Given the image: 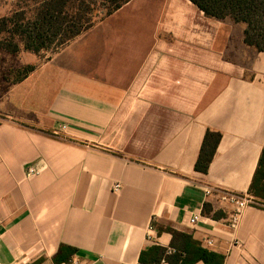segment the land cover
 Instances as JSON below:
<instances>
[{
	"label": "crops",
	"instance_id": "0c3cea01",
	"mask_svg": "<svg viewBox=\"0 0 264 264\" xmlns=\"http://www.w3.org/2000/svg\"><path fill=\"white\" fill-rule=\"evenodd\" d=\"M139 1L115 13L119 29L105 31L113 14L41 65L0 48V264L160 263L174 252L168 228L224 264H264V209L248 207L234 230L233 205L207 193L249 194L264 53L245 43V25L232 37L190 0H143L159 26L131 32L147 23L121 15ZM208 130L222 140L202 174Z\"/></svg>",
	"mask_w": 264,
	"mask_h": 264
},
{
	"label": "trees",
	"instance_id": "16d2710c",
	"mask_svg": "<svg viewBox=\"0 0 264 264\" xmlns=\"http://www.w3.org/2000/svg\"><path fill=\"white\" fill-rule=\"evenodd\" d=\"M132 0H15L14 9L0 18V48L12 54L21 50L41 56L44 52L59 53L71 42L95 25L118 12ZM207 17L232 19L245 25V43L264 53V0H190ZM36 70L30 65L19 71L21 79ZM222 140L220 132L208 130L195 170L207 174ZM249 195L264 202V148L255 172ZM205 205L204 213H212ZM216 217V215L214 216ZM168 230L174 235V252L165 260L168 264H224L225 258L204 249L190 236ZM176 237H181L178 243ZM66 249L61 246V251ZM69 260L77 251L67 247ZM168 251L166 250V253ZM161 263V262H160ZM154 263V264H160ZM144 264V263H140Z\"/></svg>",
	"mask_w": 264,
	"mask_h": 264
},
{
	"label": "rangeland",
	"instance_id": "374dc122",
	"mask_svg": "<svg viewBox=\"0 0 264 264\" xmlns=\"http://www.w3.org/2000/svg\"><path fill=\"white\" fill-rule=\"evenodd\" d=\"M143 0L139 1L137 4L132 5L131 7H129L126 11H124L121 15V18L124 20H128V19H141L143 21H145L147 23V25L142 24V23H132L131 25H128V30L129 31H135V33H140V32H146V28L147 27H151L152 29L159 26V24H156V19L159 17V19L161 18V11H157L156 14L154 15H147V14H143V12H145V5H143L144 3L142 2ZM14 3L15 0H0V18L3 17H7L11 11L14 9ZM161 15V16H160ZM117 14H115L113 17L109 18L108 20H106L107 26L105 28V31L107 34H111L112 32H114L115 30L119 29V24H117V21H119ZM228 26L231 27L232 30V37L233 34L236 37V34L241 32V26H237L235 24V22L228 18L225 19V22ZM243 25V24H242ZM99 33V32H96ZM57 53H53V52H44L43 54H41V56H37L36 58V62L38 65H41L43 63H46L47 61H49V59L53 58Z\"/></svg>",
	"mask_w": 264,
	"mask_h": 264
},
{
	"label": "built area",
	"instance_id": "2783aa9c",
	"mask_svg": "<svg viewBox=\"0 0 264 264\" xmlns=\"http://www.w3.org/2000/svg\"><path fill=\"white\" fill-rule=\"evenodd\" d=\"M66 125H60L56 131L54 132L55 135H59L62 131L66 130ZM39 172H37L35 169H29L28 175H37ZM121 189V186L119 184L115 185L114 190L118 192ZM208 194H215L217 195L222 201L230 203L234 207V211L232 214V217L230 219V227L234 230H236L243 218L244 212L248 207H259L264 209V202L255 199L253 196L249 194H239L223 189H207ZM199 220V217H196L192 223H197ZM209 245L213 244V241H208ZM236 244H239V242H236ZM160 264H168L166 261H162Z\"/></svg>",
	"mask_w": 264,
	"mask_h": 264
}]
</instances>
